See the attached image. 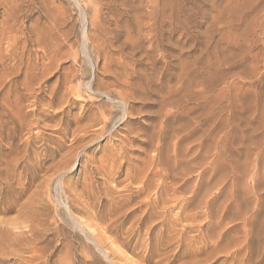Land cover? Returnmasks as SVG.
<instances>
[{
    "label": "rangeland",
    "instance_id": "obj_1",
    "mask_svg": "<svg viewBox=\"0 0 264 264\" xmlns=\"http://www.w3.org/2000/svg\"><path fill=\"white\" fill-rule=\"evenodd\" d=\"M0 264H264V0H0Z\"/></svg>",
    "mask_w": 264,
    "mask_h": 264
},
{
    "label": "bare ground",
    "instance_id": "obj_2",
    "mask_svg": "<svg viewBox=\"0 0 264 264\" xmlns=\"http://www.w3.org/2000/svg\"><path fill=\"white\" fill-rule=\"evenodd\" d=\"M149 1H152V0H149ZM168 1V0H167ZM157 2V1H156ZM173 2V1H172ZM158 3V2H157ZM149 4H150V2H149ZM170 5V4H169ZM152 6H153V4H152ZM171 7H172V5H171ZM158 28V27H157ZM154 31V30H153ZM153 31H151V32H153ZM155 33V32H154ZM188 47V46H187ZM203 161V160H202ZM204 168V167H203ZM188 172V171H187ZM207 202V201H206ZM204 204H206V203H204ZM205 206V205H204ZM205 208H206V206H205ZM208 209V208H207Z\"/></svg>",
    "mask_w": 264,
    "mask_h": 264
}]
</instances>
